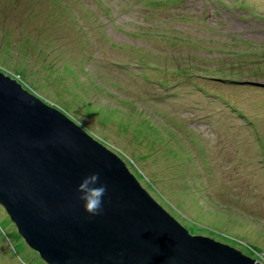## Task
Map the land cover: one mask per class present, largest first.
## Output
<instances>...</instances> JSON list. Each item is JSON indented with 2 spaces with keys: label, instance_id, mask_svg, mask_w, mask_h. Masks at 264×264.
Instances as JSON below:
<instances>
[{
  "label": "rangeland",
  "instance_id": "1",
  "mask_svg": "<svg viewBox=\"0 0 264 264\" xmlns=\"http://www.w3.org/2000/svg\"><path fill=\"white\" fill-rule=\"evenodd\" d=\"M0 67L191 234L264 261V0H0Z\"/></svg>",
  "mask_w": 264,
  "mask_h": 264
},
{
  "label": "water",
  "instance_id": "2",
  "mask_svg": "<svg viewBox=\"0 0 264 264\" xmlns=\"http://www.w3.org/2000/svg\"><path fill=\"white\" fill-rule=\"evenodd\" d=\"M93 172L107 187L96 216L76 192ZM0 205L45 264H263L191 234L118 154L1 71Z\"/></svg>",
  "mask_w": 264,
  "mask_h": 264
},
{
  "label": "trees",
  "instance_id": "3",
  "mask_svg": "<svg viewBox=\"0 0 264 264\" xmlns=\"http://www.w3.org/2000/svg\"><path fill=\"white\" fill-rule=\"evenodd\" d=\"M15 67V66H14ZM12 69V68H11ZM0 71H2V72H4V73H9L11 70H6L5 68H3V67H0ZM10 73H13V74H10V76L11 77H13V78H15L16 80H18L19 82H21L22 83V85H23V87L25 88V89H28L29 91L31 90L32 91V89L25 83V82H23V80H20L19 79V77L21 76V75H23V74H21V72L20 71H17V70H15V69H12V71L10 72ZM248 83H251V81L249 80V81H247ZM30 91V92H31ZM33 93V92H32ZM37 96V95H36ZM48 104V103H47ZM50 105V104H49ZM52 105V104H51ZM52 106H54V105H52ZM55 107V106H54ZM58 109V108H57ZM59 110V109H58ZM60 111H65V110H60ZM64 113V112H63ZM66 114V113H65ZM241 114V113H240ZM67 115V114H66ZM68 116V115H67ZM69 117V116H68ZM70 118V117H69ZM71 119V118H70ZM72 120V119H71ZM75 123H77L76 121H75ZM80 127H81V129H83L82 128V126L79 124V123H77ZM83 130H85V129H83ZM86 131V130H85ZM87 132V131H86ZM88 133V132H87ZM101 143V142H100ZM103 144V143H102ZM104 145V144H103ZM105 146V145H104ZM264 147V142H260V147ZM106 147V146H105ZM120 157V156H119ZM121 158V157H120ZM122 159V158H121ZM137 174V176H136V179H138V178H140V176H142V174H140V172L139 173H136ZM1 206V205H0ZM2 207V206H1ZM1 207H0V209H1ZM3 209V208H2ZM4 211V210H3ZM15 226L13 225V230H14V232H12V233H8V232H5L4 231V229L2 228V227H0V260H2L3 259V257L4 256H10L11 257V262H13L14 261V258H16V259H19V262H15L14 264H22V262H23V264L24 263H29V262H27L26 260H23V259H21V256L19 255V253L17 252V250H16V247H17V243L19 244H25V242H23V240H22V238L20 237V235L19 234H17V232H16V229L14 228ZM196 234H198V233H196ZM196 234H194V235H196ZM199 235H201V234H199ZM203 236H205V235H203ZM211 237V236H210ZM213 238V237H212ZM13 240H15L14 242H13ZM216 240V239H215ZM218 241V240H217ZM220 241V240H219ZM222 242V241H221ZM16 243V244H15ZM224 243V242H223ZM248 243V242H247ZM247 243H245V245L251 250H253V255H248V254H245V255H247V256H250V257H253V258H255V259H262L263 258V256H260V255H257V251L259 250V249H257L256 247H257V245L256 246H254V245H250L249 243L247 244ZM23 244V245H24ZM227 245H230L231 246V244L230 243H226ZM25 245H27V244H25ZM27 247L28 248H30L28 245H27ZM233 247H235V246H233ZM236 249H237V247H235ZM31 249V248H30ZM32 250V249H31ZM239 250V249H238ZM239 251H241V250H239ZM260 252H262L263 250H259ZM242 253H243V251H241ZM34 253H36V252H34ZM37 254V253H36ZM37 256H38V254H37ZM39 257V256H38ZM29 258V257H28ZM34 257L32 256V257H30L29 258V260L30 261H34ZM20 260H22V262L20 261ZM39 260V262H41V264H45L40 258L38 259ZM262 262H264V261H262Z\"/></svg>",
  "mask_w": 264,
  "mask_h": 264
},
{
  "label": "clouds",
  "instance_id": "4",
  "mask_svg": "<svg viewBox=\"0 0 264 264\" xmlns=\"http://www.w3.org/2000/svg\"><path fill=\"white\" fill-rule=\"evenodd\" d=\"M5 74L10 75L9 73ZM100 181V173L93 172L84 176L79 182V184L76 186V192L79 194L78 199L83 202V209L90 216H96L102 212L104 197L107 193V187ZM257 261L260 262L259 260ZM260 263L264 264V262Z\"/></svg>",
  "mask_w": 264,
  "mask_h": 264
}]
</instances>
